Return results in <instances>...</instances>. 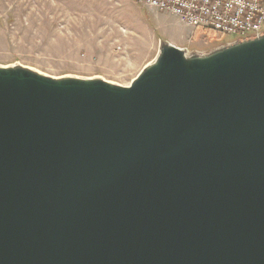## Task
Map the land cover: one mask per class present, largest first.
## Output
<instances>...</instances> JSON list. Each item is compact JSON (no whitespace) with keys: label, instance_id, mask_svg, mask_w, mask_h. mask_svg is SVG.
<instances>
[{"label":"water","instance_id":"95a60500","mask_svg":"<svg viewBox=\"0 0 264 264\" xmlns=\"http://www.w3.org/2000/svg\"><path fill=\"white\" fill-rule=\"evenodd\" d=\"M0 264H264V34L127 86L0 65Z\"/></svg>","mask_w":264,"mask_h":264},{"label":"rangeland","instance_id":"374dc122","mask_svg":"<svg viewBox=\"0 0 264 264\" xmlns=\"http://www.w3.org/2000/svg\"><path fill=\"white\" fill-rule=\"evenodd\" d=\"M239 40L193 30L175 16L131 0H0V65L59 77L99 76L130 85L162 42L189 54Z\"/></svg>","mask_w":264,"mask_h":264},{"label":"built area","instance_id":"2783aa9c","mask_svg":"<svg viewBox=\"0 0 264 264\" xmlns=\"http://www.w3.org/2000/svg\"><path fill=\"white\" fill-rule=\"evenodd\" d=\"M167 12L191 27L208 29L238 39L264 34V0H131Z\"/></svg>","mask_w":264,"mask_h":264},{"label":"trees","instance_id":"16d2710c","mask_svg":"<svg viewBox=\"0 0 264 264\" xmlns=\"http://www.w3.org/2000/svg\"><path fill=\"white\" fill-rule=\"evenodd\" d=\"M210 31V34H211V37H218V38H221L223 34L221 33H217V32H214L212 30H209Z\"/></svg>","mask_w":264,"mask_h":264}]
</instances>
